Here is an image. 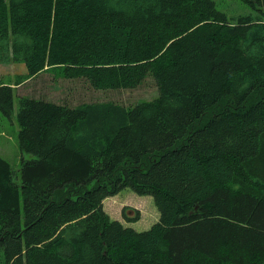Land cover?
Wrapping results in <instances>:
<instances>
[{
	"label": "trees",
	"instance_id": "16d2710c",
	"mask_svg": "<svg viewBox=\"0 0 264 264\" xmlns=\"http://www.w3.org/2000/svg\"><path fill=\"white\" fill-rule=\"evenodd\" d=\"M241 1L256 13L0 0V63L23 62L26 80L158 88L132 106L17 96V144L37 158L14 169L0 155V264H264V0ZM16 85L0 83L7 117ZM126 187L159 213L144 231L103 208Z\"/></svg>",
	"mask_w": 264,
	"mask_h": 264
},
{
	"label": "rangeland",
	"instance_id": "374dc122",
	"mask_svg": "<svg viewBox=\"0 0 264 264\" xmlns=\"http://www.w3.org/2000/svg\"><path fill=\"white\" fill-rule=\"evenodd\" d=\"M216 8L224 12L228 18H236L240 15L255 14L256 10L244 4L241 0H214ZM27 68L23 62L0 63V83H11L15 86L13 96V110L7 117L0 113V155L7 159L14 169H18L22 158L35 159L33 154L21 153L17 140L18 122L16 113L18 110L17 96L28 95L42 97L57 103H66L74 106L83 102L114 101L126 106H132L138 102L148 100L158 95V88L152 75L133 88L96 89L90 87L86 80L80 78L66 79L54 72L43 71L33 78L25 79ZM25 80V81H24ZM129 206L138 210L139 219L126 221L122 215L123 206ZM105 211L112 219L119 220L124 226L136 231H144L158 221L159 213L154 205L152 196L140 195L129 187L123 188L113 196L105 198ZM128 216L134 212L127 209Z\"/></svg>",
	"mask_w": 264,
	"mask_h": 264
},
{
	"label": "crops",
	"instance_id": "0c3cea01",
	"mask_svg": "<svg viewBox=\"0 0 264 264\" xmlns=\"http://www.w3.org/2000/svg\"><path fill=\"white\" fill-rule=\"evenodd\" d=\"M104 203H105V199L103 200V208H104V210H106L105 207H104Z\"/></svg>",
	"mask_w": 264,
	"mask_h": 264
}]
</instances>
